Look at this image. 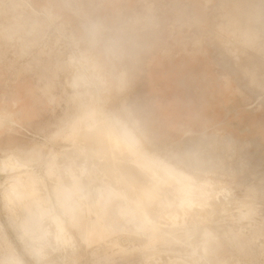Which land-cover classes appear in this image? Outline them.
Instances as JSON below:
<instances>
[{
    "label": "clouds",
    "instance_id": "9594fccd",
    "mask_svg": "<svg viewBox=\"0 0 264 264\" xmlns=\"http://www.w3.org/2000/svg\"><path fill=\"white\" fill-rule=\"evenodd\" d=\"M0 264H264V0H0Z\"/></svg>",
    "mask_w": 264,
    "mask_h": 264
}]
</instances>
